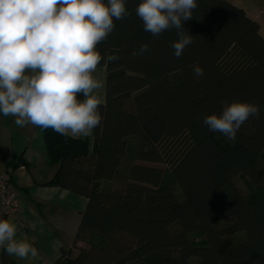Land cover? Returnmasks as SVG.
Returning a JSON list of instances; mask_svg holds the SVG:
<instances>
[{
  "label": "trees",
  "instance_id": "1",
  "mask_svg": "<svg viewBox=\"0 0 264 264\" xmlns=\"http://www.w3.org/2000/svg\"><path fill=\"white\" fill-rule=\"evenodd\" d=\"M97 45L106 70L92 139L42 129L53 182L86 198L72 249L53 264H264V38L226 0H196L177 30L153 36L135 9ZM107 3V0H105ZM141 44L148 50L133 56ZM203 76L194 74V67ZM77 98L83 101L82 93ZM254 103L234 140L203 118L221 101ZM242 184V186L240 184ZM175 190L180 195L177 199ZM194 233L202 235L194 241ZM0 264H14L5 251Z\"/></svg>",
  "mask_w": 264,
  "mask_h": 264
},
{
  "label": "clouds",
  "instance_id": "2",
  "mask_svg": "<svg viewBox=\"0 0 264 264\" xmlns=\"http://www.w3.org/2000/svg\"><path fill=\"white\" fill-rule=\"evenodd\" d=\"M196 7V0H142L135 12L153 36L177 30L178 39L170 46L179 58L193 42L183 22ZM129 15L125 0H0V113L14 117L21 128L30 123L65 137L89 135L102 120L94 94L102 82L92 74L102 60L119 59L102 56L97 45L114 30L113 18ZM147 50L141 44L132 55ZM194 74L203 76V69L196 65ZM221 104L222 111L205 116L203 124L229 140L250 116L260 115L254 103ZM16 231L14 223L0 220V246L20 259L36 256L31 243L15 239Z\"/></svg>",
  "mask_w": 264,
  "mask_h": 264
},
{
  "label": "crops",
  "instance_id": "3",
  "mask_svg": "<svg viewBox=\"0 0 264 264\" xmlns=\"http://www.w3.org/2000/svg\"><path fill=\"white\" fill-rule=\"evenodd\" d=\"M242 9L259 26V34L264 38V0H226ZM102 82L94 94L105 101L106 70L97 66L92 74ZM14 117L0 113V177L10 171L12 191L18 198V210L4 214L0 207V220H9L16 225L15 239L26 240L37 249V255L20 259L9 255L14 264H53L61 256V251H70L72 257L73 238L80 221V214L86 206V198L69 192L53 182L57 167L48 162L43 133L38 126L26 124L18 127ZM71 137V136H70ZM74 139H92V131L87 136Z\"/></svg>",
  "mask_w": 264,
  "mask_h": 264
},
{
  "label": "built area",
  "instance_id": "4",
  "mask_svg": "<svg viewBox=\"0 0 264 264\" xmlns=\"http://www.w3.org/2000/svg\"><path fill=\"white\" fill-rule=\"evenodd\" d=\"M0 207L4 214L10 215L18 210V198L12 191L10 171L0 177Z\"/></svg>",
  "mask_w": 264,
  "mask_h": 264
},
{
  "label": "rangeland",
  "instance_id": "5",
  "mask_svg": "<svg viewBox=\"0 0 264 264\" xmlns=\"http://www.w3.org/2000/svg\"><path fill=\"white\" fill-rule=\"evenodd\" d=\"M239 184H240V183H239ZM240 185L242 186V184H240ZM242 187H243V186H242ZM175 194H176L177 199L180 200V195H179V193H178L177 190H175ZM191 237L193 238L194 241H201L202 238H203L202 235H200V234H198V233H194ZM76 253H77V252H76Z\"/></svg>",
  "mask_w": 264,
  "mask_h": 264
}]
</instances>
